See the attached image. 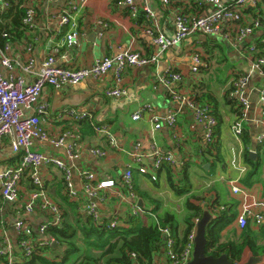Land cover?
<instances>
[{
    "label": "crops",
    "instance_id": "0c3cea01",
    "mask_svg": "<svg viewBox=\"0 0 264 264\" xmlns=\"http://www.w3.org/2000/svg\"><path fill=\"white\" fill-rule=\"evenodd\" d=\"M27 1L36 9V25L34 29L27 31L22 39L13 42L10 56L19 61L21 66L28 62L29 57L33 59L32 73H25L19 67L15 70V73L23 75L28 83L35 80L44 59L51 54L56 56L58 65L71 68H90L98 59L114 56L125 50L137 52L147 58L158 57V62L153 65L127 69L123 80L126 95L120 99L105 95L106 90L114 84L112 72L101 79H87L79 85L66 86L60 91L50 86L44 88L42 100L48 101L50 108L41 121L50 137H60L69 132L80 137L75 150L78 157L67 163L71 168L74 190L78 194L75 200H67L76 205L75 211L71 210L64 200L66 192L63 173L53 165L39 168V174L45 181L49 195L60 205L66 218H69L72 224H76V215L87 218L82 209L87 199L80 173L90 171L95 174L96 183L114 181L113 187L99 191L101 221L109 223L114 218L121 223L120 228H129L127 221L131 216L132 207L131 201L123 193L122 177L126 167L132 165L135 168V188L144 194L139 198L148 212L140 216L145 226L155 223L159 225L165 214H171L176 225L173 231L179 239L182 238L186 230V204L189 201L201 206L203 214L209 211L210 205L224 207L218 215L209 211L212 219L223 213L234 215L232 223L222 232V241L229 238L239 241L243 231L237 226L236 219L243 198L232 193L230 182L240 177L249 194L264 201V143L257 142L258 135L264 131V111L259 102V91L264 87V79L252 70L247 59L249 47L256 48L259 43L264 49V22L238 46H233L228 38L236 34L235 25L230 24L224 27L219 37H202V34H195L161 52L148 32L149 29L158 30L165 37L172 39L175 36V12L187 10V14L205 15L211 11V7L205 5L206 11L201 10L203 13H200L198 10L191 11L190 0L170 5H165L163 0H135L138 17H132L130 9L117 5L118 0H85L78 20L83 36L78 46L67 48L62 47V43L68 27H61L56 15L63 9V5L48 0ZM233 1L222 0L224 4ZM147 9L151 11L152 16L148 14ZM262 16L264 17V0H261L257 7L245 10V23H252ZM100 21L105 23L106 27L98 24ZM225 40L230 42V47ZM218 45H221L223 50H220ZM29 46L30 52L27 51ZM259 49L257 50L261 53L262 49ZM196 53L208 64L207 68H201L198 73L192 72V57ZM169 69L181 73L182 80L167 87L160 84L159 79ZM0 71L7 75L6 69L1 65V57ZM242 76L248 79L243 93L250 109L248 118L243 123L241 140L237 141L232 126L243 106L239 97L232 92V85ZM173 91L193 99L200 105H209L217 120L214 145L207 143L206 128L196 121L188 106L173 97ZM148 104L160 117L176 113L175 127L163 125L160 130H155L149 114H143L140 120L134 121L133 114ZM69 109L89 113L98 125H108L117 138V146H111L105 136L95 132L90 121L75 122L64 117L65 111ZM245 137L249 139L248 144ZM73 142L72 138H68L63 147L56 149L48 142L35 141L32 150L47 157L66 159L67 149ZM11 144L10 136L0 141V174L20 162V156L13 153ZM137 144H140L138 152L144 155L145 165L152 166L151 154L154 147L163 152L171 151L176 164L172 167L164 166L158 172L157 181H152L136 170L137 163L131 154ZM92 148L107 151V157L100 159L91 156L89 150ZM247 151L255 153L254 159L251 158L253 161H260V168L252 177L250 173L253 169L245 159ZM234 158L247 167L245 174L241 175L233 166ZM169 170L172 171L176 187L185 190L183 194L178 195L169 185ZM32 188L30 177L24 176L21 182L22 195L28 194ZM0 201L3 207L0 216L8 222V233L15 245V220L22 218L37 229L48 218L42 211L22 213L19 208L2 201V198ZM257 210L264 213L260 208ZM167 227L171 228V225L167 224ZM249 227L255 232L258 243L263 245L264 225L256 227L251 221ZM244 256L240 264L247 263L252 257L261 258L257 264H264V257L253 256L247 249ZM154 263L171 264L165 242L161 252L154 256Z\"/></svg>",
    "mask_w": 264,
    "mask_h": 264
},
{
    "label": "built area",
    "instance_id": "2783aa9c",
    "mask_svg": "<svg viewBox=\"0 0 264 264\" xmlns=\"http://www.w3.org/2000/svg\"><path fill=\"white\" fill-rule=\"evenodd\" d=\"M51 3H61L63 9L56 14L61 27H68L65 34L62 47L72 48L79 45L83 34L79 29V18L85 0H48ZM261 0H234L232 3L224 4L222 0H201L200 4L211 7V11L205 15H191L183 12H175V36L172 39L165 37L158 30L149 29L148 32L153 36L154 43L159 46L161 52L176 46L185 39L195 34H203L211 37H219L222 35L224 27L235 25L236 34L228 37L233 46L243 44L256 29L261 26L263 17L256 18L252 23H245V10L250 7H257ZM165 5H170V0H163ZM9 2L0 0V14L8 7ZM117 5L130 9L132 17H137V7L135 0H118ZM26 14L23 18V24L31 31L35 28L36 9L30 2H26ZM150 16L152 13L147 9ZM234 23V24H233ZM98 24L106 27V24L100 21ZM102 36V34H101ZM8 39L9 34L3 32L0 34V40ZM13 42H7L0 45L1 65L6 69L7 75L0 71V141L7 136L12 137V151L15 155L20 156V162L17 166L7 168L0 174V192L2 201L11 204L15 208H19V212L31 214L35 211H42L48 215L46 222L39 225L35 229L28 221L19 218L15 220L13 228L17 233L16 245L11 240L8 233V222L0 216V264H15L18 262L19 254L25 258H31L37 252L39 247L52 246L56 244V240L48 233L51 227L59 226L63 222L64 211L49 195L45 181L39 174V168L45 165H53L58 168L64 177L65 192L70 200L78 197L74 190L72 181L71 168L67 164L68 161L78 157L75 153L79 135L69 132L60 137L52 138L42 126V117L49 112L50 104L48 101L42 100L43 90L46 86H50L57 91L62 90L66 86H76L87 79H101L110 72L113 73L114 84L107 89L105 95L109 98L120 99L126 95L123 88L124 74L129 68L145 67L158 62L157 56L144 57L137 52L125 50L117 55L104 56L90 68H71L57 64V58L53 54L47 56L37 73L35 80L28 83L23 75H17L15 70L19 67L25 73H32L33 59L28 58V62L21 66V63L10 56ZM27 51H31V47H27ZM192 72L198 73L201 68L207 67L201 56L196 53L193 57ZM247 59L251 63L253 71H256L264 79V54H260L255 47H249ZM182 80L181 73L174 69H169L159 79V83L164 86H171L172 83ZM247 77L237 78L233 86V92L239 97V101L243 106L242 111L237 117L236 122L232 126V131L237 139L241 140L244 132L243 123L248 118L250 105L244 97L243 89L247 84ZM173 97L185 104L193 111V115L197 122L202 124L206 130V140L208 144H214L217 120L207 105L195 103L193 99L172 92ZM259 102L264 111V87L259 91ZM143 114H149L154 124L155 130H160L163 125L175 127L177 122V114L170 113L166 117H160L154 113L151 105H145L133 114L132 119L138 121ZM64 117L75 122L90 121L95 132L106 137L111 146H117V138L110 131L108 125H98L93 121L89 113L81 112L76 109L65 111ZM72 138L74 142L68 147L66 159L55 157H47L40 152L32 150L35 141L48 142L52 147L59 149L64 146L65 141ZM258 143H264V131L257 137ZM156 146V145H155ZM140 144H137L131 156L137 163L136 170L144 176H148L152 181H157L158 172L164 166L170 167L176 164L175 157L171 151H160L156 147L152 150V166L145 165L144 155L138 152ZM91 156L103 159L107 157V151L99 148L89 150ZM233 166L243 175L247 172V167L232 160ZM135 168L128 165L123 173L122 181L126 188L124 195L131 201V215L142 216L148 213L140 206V198L135 192L134 174ZM30 177L33 185L32 190L22 195L21 182L24 176ZM82 188L86 196V203L82 206L84 214L91 218L94 222H101V213L98 203L101 200L99 191L114 186V181H103L96 183V176L90 171H82L80 173ZM231 191L234 195L242 196L243 202L241 210L237 216L236 223L240 230L247 228L249 223L256 227L264 225V213L257 210L260 208L264 211V201L257 200L254 196L243 187L240 177L230 182ZM224 207L209 206V211H213L217 215ZM3 207L0 204V212ZM212 213V212H211ZM200 219H195L194 229L191 231L188 242L180 253L174 249L175 239L169 227L160 228L163 235L165 246L168 250V256L171 264H188L194 253V240L196 237L197 223ZM121 223L112 219L108 223L109 228L120 227ZM57 245V244H56ZM16 247H18V252ZM135 257V255H133Z\"/></svg>",
    "mask_w": 264,
    "mask_h": 264
},
{
    "label": "trees",
    "instance_id": "16d2710c",
    "mask_svg": "<svg viewBox=\"0 0 264 264\" xmlns=\"http://www.w3.org/2000/svg\"><path fill=\"white\" fill-rule=\"evenodd\" d=\"M6 1H8L10 5L0 14V34L7 32L9 38H1V46H3L7 40L14 42L16 39H22L28 31V28L23 24V18L26 14V8L24 7L26 0ZM180 1L183 0H170V4L175 2L182 4ZM190 1L192 12H196L197 10L206 11L205 4L199 3L201 0ZM186 11L183 13L187 14L188 12ZM200 13L203 12L201 11ZM218 48L223 50L221 45H218ZM256 48L262 49L260 54H264L263 46L259 43ZM209 51L210 50H208V52ZM233 90H235V88L232 85V92ZM245 142L247 144L249 143L247 137H245ZM245 159L253 169L250 173L252 177L257 174L260 168V161L259 159L253 161L248 151L245 154ZM168 178L169 185L178 195L185 192L184 189L176 187L171 170L168 171ZM123 192H126L125 187ZM135 192L139 197L144 196V194L138 192L136 188ZM67 199H69V197L66 194L64 200L67 202V206L75 211L76 205L69 203ZM186 210V230L183 237L180 239L173 231L176 225L174 221L175 218L171 214H165L159 225L155 223L150 226H145L140 216L131 215L127 221L130 225L127 229L120 227L109 228L108 221H101L98 223L94 222L89 217L85 219L79 215H76V224H72L70 219L66 218V215L63 214V222L59 226L48 229V233L55 238L58 247H39L31 258H25L22 254H19L20 260L15 264H77L80 260L81 262L78 264H98L104 259H106L104 264H155L154 256L158 255L164 246V238L160 228L167 227V224L171 225L170 229L175 239L174 249L177 253H180L187 244L188 237L195 225L193 219H200L202 217L203 208L188 201ZM233 219L234 215L223 213L209 222L206 228V238L208 240L207 254L216 257L226 254L234 264L243 262L246 249L249 250L250 254L253 256L264 257V244L260 245L258 243L257 236L255 232L250 229L249 225L242 230L243 232L239 241L230 238L227 241H222V232L232 223ZM78 234L83 242V247H79L76 241H74ZM62 248L64 249L61 250ZM88 251L101 252V256H91ZM133 255H135V257H133ZM50 257L52 259H50Z\"/></svg>",
    "mask_w": 264,
    "mask_h": 264
},
{
    "label": "water",
    "instance_id": "95a60500",
    "mask_svg": "<svg viewBox=\"0 0 264 264\" xmlns=\"http://www.w3.org/2000/svg\"><path fill=\"white\" fill-rule=\"evenodd\" d=\"M250 157L254 159L255 153L251 152ZM141 207L142 200L139 201ZM212 215L209 211H205L201 219L197 223L196 237L194 240V253L193 258L188 264H234L226 254L216 257L211 254H207V243L206 228L209 222L212 220ZM54 248L57 247L55 243L52 245ZM261 261V258L252 257L245 264H257Z\"/></svg>",
    "mask_w": 264,
    "mask_h": 264
},
{
    "label": "rangeland",
    "instance_id": "374dc122",
    "mask_svg": "<svg viewBox=\"0 0 264 264\" xmlns=\"http://www.w3.org/2000/svg\"><path fill=\"white\" fill-rule=\"evenodd\" d=\"M203 36H204V35L202 34V37H203ZM217 39L222 40V39H220V38H217ZM225 43L230 47L231 44H230V42H229L228 40H225ZM229 50H230V52H232V49L229 48ZM69 216H70V215H69ZM72 219H73V217H72ZM74 221H76V220H74ZM74 241H76V243H77V245H79V247H83V246H82L83 242H82V240H81L79 234H78L77 238L74 239ZM88 253H89L91 256H94V257H100V256H101V252H97V251H88ZM105 260H106V259L100 261L98 264H104V263H105ZM80 262H81V260H80L78 263H80ZM78 263H77V264H78Z\"/></svg>",
    "mask_w": 264,
    "mask_h": 264
}]
</instances>
